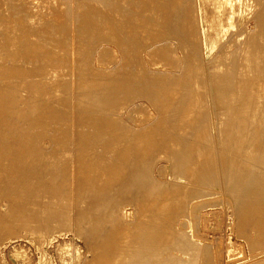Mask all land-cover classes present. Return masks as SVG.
I'll return each instance as SVG.
<instances>
[{
    "label": "bare ground",
    "instance_id": "6f19581e",
    "mask_svg": "<svg viewBox=\"0 0 264 264\" xmlns=\"http://www.w3.org/2000/svg\"><path fill=\"white\" fill-rule=\"evenodd\" d=\"M2 1L0 209L6 211V218L2 221L6 229L17 219L30 222L32 215L29 211L33 212L32 208L36 210L35 206L42 205L47 198L52 204L49 216H69L70 224L74 213L82 218L87 212H83L84 209L81 214L78 211L73 212L69 204L73 200L71 198L67 204L68 211L66 210L67 202L62 196H69L66 195L68 190H99L102 194H106V190H172L165 192L167 200L166 197L162 198L160 205L155 206L156 220L152 218L141 224L142 228L138 233L142 238L140 249H136L127 264H154V261L156 264L194 262L191 256L198 254L199 244L187 231L172 227L179 204L172 203V200L183 192L186 193L189 186L174 177L170 178L168 183L159 179L150 161L147 165L144 163V167L139 166V170L131 171L134 173L132 177L129 170L133 161L147 162L148 158L153 159L155 154L165 153L172 158V161L167 160L173 163V174H179L181 171L197 179V185L188 182L190 185L193 183L195 188L191 191L196 193L204 190L200 184L216 179L219 170L226 174L239 190L248 208L247 213L253 215L259 227L258 233L262 235L259 244L264 245L263 0H197L190 17L186 16L188 7H185L184 0H142L147 6L142 5L141 12L133 13L128 12L127 5L121 4L126 0H90L95 1L96 5L84 9L85 13L78 12L76 15L79 33L87 38L75 40L71 32L74 27L71 21L74 18L71 14V3H78L77 0ZM151 2L165 6L166 12L154 14L151 12L153 8L149 7ZM106 4L107 7L104 6ZM253 16L257 21L252 27L248 21ZM195 21H198L206 36L209 49L216 43L221 44L226 37L229 38L208 63L206 81L201 82L196 73L203 68L197 53L188 57L186 69L181 72L146 69L139 53L141 48L136 47L138 44L149 40L154 42L153 48H148L152 63L165 60L176 64L178 59L172 46L162 42L161 38L157 40L156 37L165 32L164 28L167 30V26H170L178 33L187 52L193 44L188 27ZM125 28L130 29L125 31ZM132 30H135L134 39L128 38ZM94 37L129 44L123 60L129 66L125 64L122 67H95L89 62L69 67L68 52L72 45L77 44L75 48L79 51L83 49L87 57L89 47L91 49L94 45ZM232 44L236 47H232ZM99 49L108 47L102 44ZM70 73H73L72 80L68 78ZM140 95L150 97L152 101L154 97L157 98L166 110L156 122L157 125H153V131L138 132V129L127 125L121 117L127 107L128 114H131L133 109L136 110V104L131 101ZM70 103H73L72 108ZM70 121L75 122L76 148L68 143L69 125L66 123ZM172 122L178 123L177 126L186 132L191 129L195 142L190 141L193 136L188 141L183 135H177L175 141L172 140L174 135L169 130ZM210 124L214 125L213 128ZM45 136L47 137L44 140ZM211 138L214 143L210 145L208 142ZM51 142L54 149L49 151L43 143ZM99 144H103L102 148H98ZM136 166L134 165L135 168ZM160 167H157L158 170ZM155 196L157 197L156 193L153 197ZM138 197L139 195L136 198ZM140 199L142 200L141 196ZM158 200L157 202L160 201ZM113 201L114 199H108V202H101L99 206L110 210L107 220L114 224L116 218L112 215ZM58 208L65 209L55 212ZM61 219L63 221L64 217ZM29 225L31 224H27L30 229ZM102 229L101 232H98V229L93 232L99 233L103 242L107 233L105 230L106 235L103 234ZM42 235L44 239L48 238L45 234ZM110 235L111 233L107 238ZM48 241L53 243L51 238ZM113 241L116 242V238ZM93 242L95 243L94 240ZM114 242L112 244H115ZM170 245L184 248V251L190 254L187 253L185 257L182 254L173 255ZM56 247L58 250L64 248L60 243L56 244ZM102 247L104 246H101V249ZM103 254L105 255V251ZM103 254H100L101 257ZM120 257L119 254L117 261ZM94 262L96 263L95 259Z\"/></svg>",
    "mask_w": 264,
    "mask_h": 264
},
{
    "label": "rangeland",
    "instance_id": "374dc122",
    "mask_svg": "<svg viewBox=\"0 0 264 264\" xmlns=\"http://www.w3.org/2000/svg\"><path fill=\"white\" fill-rule=\"evenodd\" d=\"M77 1L78 3H74V2L71 3L73 7V9L71 10V14L74 17L71 19L72 23L74 24V27L71 28V32H72V37L74 38V40L75 38L76 39L87 38L86 36H82L79 33L80 27L78 25V18H76L77 13L78 12H81L80 14L85 13L83 11L84 9H87L89 7L96 5L95 1H90V0H77ZM141 1L142 0H126V2H121V4L127 5L129 7V10H128L129 13H133L134 11L141 12L142 10L141 6L142 5L147 6V3L145 4L144 2H141ZM184 1L186 4L185 7L186 8L188 7L186 16L190 17L194 12L193 8L197 0H184ZM99 6H101V4H99ZM104 6L107 7V4ZM138 6H140V8H138ZM149 7L153 8L151 12H153L154 14L160 15L166 12V9H165L166 7L162 5H158V3L156 2H151ZM1 8H2V3H1ZM125 19L126 18H122V20H125ZM256 21H257V18L253 16L249 18L248 22L250 26L253 27ZM127 23L128 22L126 21L125 24ZM129 29L125 28L124 30L128 31ZM188 29H189L188 31L190 33V37L192 38L193 44L189 47L187 52H185L184 50L183 42L181 38L178 36V33L175 32L170 26H167V30L164 28L165 32H162L163 34L156 37L157 40H160L159 38H161L162 42L165 41L164 43L170 44V46H172L173 53L175 57L178 59V63L176 64L168 63L165 60H162V61L157 60L156 63H152L150 61L151 56L149 55L148 48L152 47L154 42L152 40H149L144 44L142 43L138 44L136 47L141 48L140 49L141 51H139V53L142 55L143 62L146 66V69L151 70V69L158 68L159 70H166V71L172 70L173 72L175 71L181 72L186 69V61L188 57H190L194 53L195 54L197 53L201 58L200 63H203V68L198 70L196 73L198 74L199 80L201 82L206 81L208 63L211 61V58H213L219 53L221 46L224 45L225 42L228 41L229 38L226 37L225 41L221 42V44L220 42L216 43L215 45H213L212 49H209L206 44L207 38L204 32L202 31L198 21L193 22L192 25L188 27ZM134 34H135V30L130 31L128 38L132 37L134 39L135 38ZM100 37H104V36H100ZM93 40H94V45L91 49L89 47V53L87 57L84 54L83 49L79 51L78 49L75 48L78 46L77 44L74 46L72 45V47L69 49V52H68L69 67L70 65L72 67L74 65L76 66L77 64L84 65L89 62L95 67H99L102 65H105V66L118 65L122 67L125 64H127L123 60H124V52L126 53L128 51L129 44L126 45L125 43H118L114 40L105 39V38L97 39L96 37H94ZM102 44L106 45L108 49H99V46ZM232 47H236V45L232 44ZM127 65L129 66V64ZM68 78L72 80L73 73L68 74ZM154 98H153L154 101H152L150 97L143 96V95H140L137 98L134 97L133 100H136V101L132 100L133 102L131 101V103L136 104L137 106L136 110L133 109L131 114H128L129 112L128 107L127 109L123 110L121 117L124 120V122L127 125L129 126L131 125L135 129H138V132H143L145 130L153 131L152 130L154 129L153 125L154 124L157 125L156 122L158 121L160 116H162V114L166 112V110L162 108V105L157 100V98L155 99ZM69 106L72 108L73 103H70ZM210 107H211V103H210ZM171 117L173 118L174 116L172 115ZM211 117H213V115H211ZM175 123L176 122L174 123L172 122L171 124L172 126L169 125L171 126L169 129L171 131L170 133L174 135L173 136L174 138L172 137L173 138L172 140L175 141V137L178 135L181 137L184 136V138L187 137L186 139L189 141L191 137L194 135L193 131L191 129L190 130L188 129L186 132V130H183L182 128H179L177 126L178 123L177 124ZM211 123H213L212 120H211ZM66 125H69V134L67 137L68 143H69V146H73L74 143L76 144V134L74 135L75 122L70 121V122H67ZM210 125H211V128H213L214 125L213 124H210ZM211 132L213 133L212 129H211ZM47 136L44 137V140L46 139ZM190 141L195 142L194 136L192 137V140ZM213 143H214L213 139L211 138L208 144L211 145ZM43 146L48 147L49 151H52L54 149V144H52V142L49 144L43 143ZM102 146L103 144H99L98 148H102ZM164 154L157 153L153 157L154 160L148 158L147 162L146 160L143 162L139 160L140 161L139 163L138 161L137 162L133 161L131 162L129 166L130 169L129 168L128 169L130 170V172L133 170H134L133 172H135V170L138 169L139 166L144 167V163L147 165L151 162L153 164L155 175L159 179L168 183V181H170V178L174 177L178 179L179 181H181L183 184L189 186L188 191H185L186 193L183 192L181 196L175 197L173 198L174 200H172V203L174 202V204L176 205L179 203L176 209L178 212L176 211L177 214L174 215V220H173L174 225L172 227L176 226L178 228H181L182 230L187 231L190 237L193 238L199 244L197 247L198 254L196 253L197 255L195 254L196 255L195 257L191 256L194 262H186L185 264H259V263L264 264V249H263L264 245L263 243L259 244V241L261 240V236H262L261 234L258 233L259 227L255 219L253 218V215L247 213L248 208L245 205L243 199L241 198V194L239 190H237L236 186L232 182H230L228 176L224 174L221 170H219L217 174V178L212 181L209 180L206 183L200 184L199 186L202 187L204 190H202V192L200 193H196L194 191H191L192 188H195V186H193V183L192 185H190L188 182H194L197 185L198 184L197 179H193L189 177L188 174L181 172V171L178 172L179 174L177 173L173 174L172 173L173 163L171 164L172 158L168 157L167 154L165 155ZM155 159H158L159 161H156ZM153 162H155V164ZM136 163H137V166H136ZM140 163H142V165ZM134 165L136 166V168L134 167ZM158 166H161L162 168L160 167V169L158 170L157 168ZM133 175L134 173L132 174L131 172V177ZM75 191L77 192V194ZM121 191H124V192H121ZM137 191L136 190H106V194L105 193L102 194V192H100L99 190L98 192L100 193H98L97 190L95 191L94 190H87V191L86 190L84 191L74 190V192L73 190L72 191L68 190L67 192L68 193L70 192V193L69 194L67 193L66 195H69V196L66 197L64 195L65 198L64 196H62L63 200L64 201L66 200L67 202L65 203L66 210L68 211L67 204L68 202H70V198H71L73 200H71V203L69 204L71 205L73 212L78 211L79 214H81L83 209H84L83 212H87L82 218L80 215H78L79 217H77L76 213H74L71 218L73 223L71 222V224L69 223L70 221L69 216H66V215L60 216V217L57 216V218L49 216L50 215L49 210L52 204L50 203L48 198L47 200L44 199L45 201L42 202V205H36L35 206L37 207L36 210L32 208L33 212L29 211V214L31 213L30 215H32V218L31 220H29L30 222L28 223H30L31 225L33 223L32 226L29 225L30 229L27 226L28 223H26L25 221H20L19 219H17L13 224L9 226L8 229H6L4 225L2 224L3 219L6 218V211L4 209H0V264H40L42 261L44 262V264H84V263L85 264L86 263L96 264L97 262L98 264L100 263L104 264L106 261H107L106 263L108 264L109 263L110 264H123V263L127 264L129 262L128 259L132 256V254L136 252V249L137 250L140 249V246H141L140 240L142 238L138 236V233L142 228L141 224L144 223L143 221L147 222V220L148 221L152 220V218L156 220L155 217L157 216L154 213L156 211V208L160 205L159 203L161 202V200H163L162 198L166 197L165 194L172 190L170 191L166 190L167 192L165 190H150L154 194L151 193L149 190H147L148 193L144 192L146 190H139V192L142 191V193L145 194L146 198H144L145 197L144 194H142L141 192L139 193ZM71 192L76 194L75 197H74V194H72ZM78 192L80 193V195ZM118 192H119V195H118ZM155 193L157 197L156 196L153 197ZM94 194H95V197H94ZM162 194L164 197L162 196ZM70 195H72L73 198ZM120 195H122L123 197ZM133 195H135L136 197L139 195L138 197L139 199ZM140 196L142 197V200L140 199ZM152 197L154 198V200ZM135 198L137 201L135 200ZM156 198H158L160 201L157 199L159 201L157 202ZM108 199L109 200L114 199L113 201L114 211L112 210V215L114 214L113 216L114 218H116L114 224L113 222H110L107 220L108 219L107 214L110 213V210L105 209L104 206H99L101 202H108ZM144 199H146V201ZM165 199L167 200V197ZM168 201L171 202V199L168 198ZM46 202L48 203V205ZM153 202L155 203L153 204ZM148 206H150V208ZM155 206L157 207L155 208ZM147 208L148 210H146ZM64 209L58 208L55 212H59V211L62 212L64 211ZM34 211H37L38 213L36 214V212L34 213ZM39 216H41L42 218L40 217L41 218L40 219ZM43 216H44V220H43ZM33 217L36 220L33 219ZM63 217L64 219L62 221L61 218ZM59 219H61L60 221L62 222H60ZM38 220H40V222ZM175 220H178V221H175ZM18 222L21 223V226L23 228L20 226V223L18 224ZM46 224H48V226ZM100 224H101V227H100ZM56 225H57V228H56ZM16 226H19V228L18 227L16 228ZM41 226L43 229L41 228ZM68 226H71V227H68ZM34 227H37V228L35 229ZM96 229H98V232H101V229H102L103 234H105V230H106L107 235L111 233L112 237H113L112 233H114V231H117L114 233V237L117 234L115 237L116 242L113 241L115 240L114 237L112 238L110 235L107 238V235L105 234L106 239L105 237L103 238V242L105 241V243H103L101 241L102 240L101 235H99V233L97 234L93 232ZM13 231L14 233H12ZM83 231H85V233H83ZM79 232L81 233V235ZM42 234H45L48 238L44 239V237H42L43 236ZM50 238L51 240H53V243H49L48 240ZM93 240L95 241V243L93 242ZM106 240H107V244L109 245V247L106 244ZM110 240H112L115 244H112L113 242ZM118 240H119V243H118ZM99 241H101L102 243ZM58 243H60L64 247L63 250L57 249L56 244ZM94 244L96 247L98 246L99 247L95 248ZM101 246H104L102 247L103 250L101 249ZM105 246L109 248L110 250L105 248ZM110 246H112L113 248ZM169 247H171V245ZM106 249L108 253L106 252ZM171 249L173 251V255L182 254L185 257L188 253L184 251V248L181 249L180 247L176 248L172 246ZM97 250H99L100 253ZM111 250H113V252ZM15 251H17V253ZM104 251H105V255L108 256V257L106 256V258H105V255L103 254ZM114 251H116V253H114ZM101 253L103 254L102 257L100 255ZM118 253L121 255V257H123V259L120 257L117 261V258L119 255ZM101 258L103 259V261H101L102 260ZM104 258L105 260L106 259L107 260L105 261ZM94 259L96 263L94 262ZM153 263L156 264L155 261Z\"/></svg>",
    "mask_w": 264,
    "mask_h": 264
}]
</instances>
